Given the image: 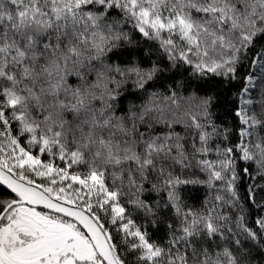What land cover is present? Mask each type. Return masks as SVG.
<instances>
[{
    "label": "snow or ice",
    "instance_id": "snow-or-ice-1",
    "mask_svg": "<svg viewBox=\"0 0 264 264\" xmlns=\"http://www.w3.org/2000/svg\"><path fill=\"white\" fill-rule=\"evenodd\" d=\"M0 264H264V0H0Z\"/></svg>",
    "mask_w": 264,
    "mask_h": 264
}]
</instances>
